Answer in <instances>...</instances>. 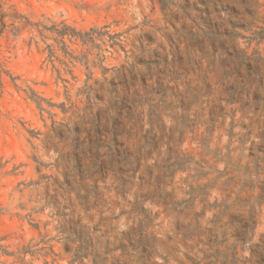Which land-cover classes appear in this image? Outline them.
Wrapping results in <instances>:
<instances>
[{"label": "rangeland", "instance_id": "1", "mask_svg": "<svg viewBox=\"0 0 264 264\" xmlns=\"http://www.w3.org/2000/svg\"><path fill=\"white\" fill-rule=\"evenodd\" d=\"M0 264H264V0H0Z\"/></svg>", "mask_w": 264, "mask_h": 264}, {"label": "trees", "instance_id": "2", "mask_svg": "<svg viewBox=\"0 0 264 264\" xmlns=\"http://www.w3.org/2000/svg\"><path fill=\"white\" fill-rule=\"evenodd\" d=\"M4 254H6V253H4Z\"/></svg>", "mask_w": 264, "mask_h": 264}]
</instances>
